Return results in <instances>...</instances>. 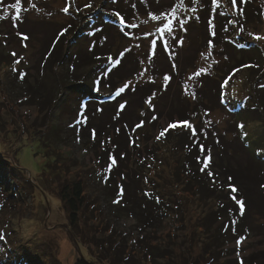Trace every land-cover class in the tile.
I'll use <instances>...</instances> for the list:
<instances>
[{
  "label": "rangeland",
  "instance_id": "374dc122",
  "mask_svg": "<svg viewBox=\"0 0 264 264\" xmlns=\"http://www.w3.org/2000/svg\"><path fill=\"white\" fill-rule=\"evenodd\" d=\"M158 1L21 0L16 9V0H0V264H264V39L254 38L264 37V7L249 6L252 10L246 9L248 20L243 21L242 9L233 6L227 13L221 4L206 1L194 9L203 15L195 16L186 3L185 11L192 12L187 16L182 15L183 0ZM31 2L37 7L25 13L23 7L28 10ZM66 7L68 12L63 11ZM97 7L100 13L86 28L92 27L89 35L81 28L93 14L82 25L67 19ZM173 9L175 15H169ZM219 14L234 27L231 34L243 36L246 44L237 45L239 38L233 37L205 42L206 32L219 28ZM194 17L215 23L196 27ZM169 19L173 32H157ZM238 20L243 22L236 25ZM221 25L224 31L229 27ZM197 38L202 49H197ZM246 48L258 59L257 70L250 73L246 68L251 62L243 64L250 56L237 59L240 68L233 63ZM89 51L103 58V66L87 64ZM218 60L222 65H216ZM155 71H168L167 79ZM249 82L258 83L256 91ZM114 89L120 90L111 97ZM185 120L196 129L195 137ZM169 123L177 127L156 146L162 160L153 161L145 177L137 164L148 155L151 136ZM144 126L152 130L144 133ZM42 130L59 147L41 145ZM86 138L93 140L91 149ZM95 149L99 156L104 152L103 163L112 160L116 169L112 175L119 187L112 194L127 200L137 218L110 211L101 188L106 171L95 165ZM178 153L189 161L181 157L177 162ZM205 163L208 168L202 172ZM167 173L176 192L170 199L160 188ZM72 175L83 180L87 192L76 227L69 225L59 193L63 179ZM223 203L238 213L235 222L246 224L234 233L232 229L228 241L213 242L209 256L203 254L208 240L199 227L215 222L209 212ZM227 216L217 218L218 226Z\"/></svg>",
  "mask_w": 264,
  "mask_h": 264
},
{
  "label": "trees",
  "instance_id": "16d2710c",
  "mask_svg": "<svg viewBox=\"0 0 264 264\" xmlns=\"http://www.w3.org/2000/svg\"><path fill=\"white\" fill-rule=\"evenodd\" d=\"M73 1V0H72ZM74 1H76V0H74ZM152 1H154L156 4L157 3H159L160 1H158V0H152ZM212 2V3H215L216 2V5H218V4H221L222 6H223V9H226V11L225 12H227V11H229L230 10V8L233 6V9L234 8H236L235 10H240V9H242V12H241V14L244 16L243 18H242V20L244 21V20H248V17H247V15H248V13H247V11H246V9L248 8V10L249 11H251L252 10V8L251 7H249V6H252L253 8H255V7H259L260 9L262 8V7H264V0H244V1H247V3H241L242 2V0H231L232 1V4L231 3H223V2H221L220 3V1L219 0H215V2H213V0H183V2L182 3H184L183 4V10H184V12H182V15H187V16H190L191 14H192V12H193V14L195 15V16H198L199 14L201 15V13H202V11L201 10H199V11H197L196 13H195V11H194V9L195 8H202L201 6H202V4H204L205 2ZM243 1V2H244ZM186 3L188 4V6L190 5L191 6V8H192V12L191 11H189V12H186L185 10H186ZM33 4L35 5V7H33ZM153 4V3H152ZM26 6V5H25ZM24 6V7H25ZM195 6V7H194ZM24 7H23V11L26 13V11L28 12V11H30V10H35V8L37 7L36 6V4L35 3H33V2H31L28 6H27V8H28V10H24ZM100 9H98V7L96 8V9H93V12H90V13H87V14H84V15H80V16H76L75 17V19H73V20H70L69 18H67L70 22H72L73 21V23H75L76 22V20H77V24L79 25V24H81L82 25V23H81V20L86 16V15H92V17H90V18H88V19H85V21H84V23H83V26L84 27H82L81 29H82V31L85 33V35H89V33L92 31V27H90V28H88L87 30H86V28H87V26L89 25V22L91 21V19H93V18H95V17H97V11H98V13H100V11H99ZM8 12H9V14H13L14 12L12 11V10H10V9H8ZM228 13V12H227ZM106 15L107 16H109V17H111V18H113V19H116V15H112V14H109L108 15V13H106ZM203 15V14H202ZM201 15V16H202ZM220 15V14H219ZM13 16V15H12ZM118 16L120 17L121 16V14H119L118 13ZM224 16V15H223ZM223 16H221L220 15V19L219 20H217V26L219 27V28H216V32H214V33H207L206 32V34H207V36H206V39H205V42H207V43H210V42H212V41H216V40H220V41H222L223 39H225V41L226 42H228V39L229 38H231V37H233V39L235 40V38H239V36H233L231 33L232 32H230V31H232V29H234V27H232L231 28V25L229 24V21L228 20H224L225 18H223ZM260 16V15H259ZM263 16H264V9H263ZM20 17V16H19ZM27 17V16H26ZM28 18V17H27ZM124 18H126V19H129V17L125 14L124 15ZM242 20H238V21H236L235 22V24L237 25L238 23H240V22H243ZM117 21V20H116ZM120 21H121V17H120ZM192 25H195L196 27H202V26H212V24L211 23H213L214 21H212V20H207L206 18H203V19H201V18H196V17H194L192 20ZM208 22H211V23H209V24H207ZM94 23H96V22H94ZM215 23V22H214ZM222 23H228V28H227V30L226 31H224V29H223V27H222ZM66 24V23H65ZM69 25H71V24H69ZM122 25H124V23H122ZM220 26L222 27V28H220ZM65 27H66V29L68 30V28H67V25H65ZM96 27L98 28V26H97V24H96V26H95V28L94 29H96ZM109 27H111V23H109ZM223 29V30H222ZM62 31H65V28H63L62 29ZM206 31V30H205ZM224 32H228V34L226 35V33H225V36L222 38V35H223V33ZM234 32V31H233ZM93 33H94V31H93ZM230 34H231V36H230ZM75 35V34H74ZM73 35V36H74ZM71 37V36H70ZM198 39V38H197ZM230 41V40H229ZM236 41V40H235ZM240 41H243V44H246L247 43V41H245L244 40V37L242 36V38H239V42H237L236 44L237 45H239V43H240ZM201 42H202V39H198L197 40V49H199V48H201V46H200V44H201ZM252 45H253V43H251ZM195 47V48H196ZM207 47H212V46H207ZM97 47H93V49H96ZM110 48V47H109ZM202 49V48H201ZM92 50V49H91ZM195 51H196V49H195ZM97 53V52H96ZM105 53L106 54H110L111 53V51H105ZM90 54H92V51H89L88 52V56L90 55ZM96 55H98V54H96ZM100 55V54H99ZM208 55V54H207ZM238 57H234L235 59L233 60V63H235V65L236 64H238V63H240L241 62V60L240 61H238L237 59H239L241 56L243 57V59H245V58H247L248 56H250L249 57V59L248 60H245V61H243V64L244 63H249V62H251V66H249V67H247L246 68V70L250 73L251 71H256L257 70V68L255 67V64L254 63H256L257 61H258V59H256L257 57L254 55V52H251L250 50H249V48H246V49H244V51L242 52V53H240V52H238ZM91 56V61H89V62H87V64H89L90 66H99V67H101V66H103L102 64H103V62H102V60L101 59H103V58H100V57H95V54H93V55H90ZM206 57H208V56H206ZM245 57V58H244ZM110 57H108L107 59H109ZM106 59V60H107ZM91 62V63H90ZM106 62V61H105ZM218 62L222 65V60H218V61H216V65L218 64ZM228 62V61H227ZM58 63V62H57ZM211 63V62H210ZM232 63V65H234ZM117 63H114V65H116ZM212 64H214V61H212ZM231 65V67L230 68H232L233 67V69H235L234 68V66H232ZM239 65V68H240V66L242 65L241 63L240 64H238ZM237 66V65H236ZM235 66V67H236ZM209 66H207V65H205L204 66V68L206 69V68H208ZM192 68V67H191ZM236 68H238V67H236ZM218 71H221V70H218ZM157 71H155V73H154V75L156 76V74L157 73H159L160 74V76H162L161 74H163V76L165 77V75L168 73V71L167 72H164V71H160V72H157ZM209 75V74H208ZM218 75L220 76V75H222V73L221 72H219L218 73ZM163 77V78H164ZM190 77V76H189ZM207 77H209V76H207ZM165 79V78H164ZM249 84H250V86L256 91V88H257V85H258V83H255V82H249ZM73 90H75V89H73ZM120 90V89H119ZM119 90H117V89H114L113 90V92H112V95H111V97H114L116 94H117V92L119 91ZM60 92V91H59ZM44 95H45V97H47V98H49L50 99V94L49 95H47L46 93H44ZM54 95H55V93H54ZM56 96L57 95H55V100H54V103H57V102H59V99H58V97L56 98ZM57 99V100H56ZM37 100V99H36ZM35 100V101H36ZM38 101V103H41L39 100H37ZM263 110H264V105H263V108H262ZM139 114V113H138ZM81 119H84V121H86L87 123L89 122V117H87V116H84L83 118H81ZM91 122L93 123V124H95V123H97V121L93 118L92 120H91ZM91 123V124H92ZM90 124V123H89ZM91 125V127H94V128H97L98 127V125ZM145 128H143V131H144V133H146L147 131H148V129L149 128H146L147 126H144ZM149 130H152V128L151 129H149ZM161 131V130H160ZM160 131H158V135H159V133H160ZM105 133H107V130L105 131ZM40 134L41 135H38V142L41 144V145H43L44 147H52V150H54L55 149V147H57L59 144H58V141H56V140H52V138H51V133L50 134H47L45 131H43L42 130V132H40ZM157 135V136H158ZM157 136L156 135H154V137L153 136H151V141H152V143H151V148H150V151H149V153H147L148 155L146 156V158H143V160H144V162L142 163H138L137 164V167H138V169H139V171L142 173V175H144L145 177H147V173L150 171V169H151V165H152V163H153V161H156L157 159H161L162 160V158H160V157H158L157 155H156V151H155V149H156V146H159L160 145V142H162L163 141V137H161L160 139H157ZM165 136H167V134H165ZM164 136V137H165ZM166 141H168V145L172 148H174L175 147V144H174V142H172L171 141V139H166ZM92 142H93V140H91V139H89V138H86L85 140H84V143H85V145H87L89 148L92 146ZM163 142H165V141H163ZM59 147V146H58ZM148 147H146V149H147ZM165 148H167L166 146H165ZM91 149V148H90ZM97 149H95L94 150V153H95V155L98 157V162L95 164V165H100L102 168H103V170L104 171H106L105 172V174L103 175V177H102V180H101V188H102V192H103V194L106 196V199H107V201L109 200V202H110V204H109V209H110V211L113 213V214H115L117 217H121V216H126V217H129V218H137L138 217V215H134L133 213H132V211L135 209L132 205H129L128 204V202H127V200H122V199H119V194L117 193V194H112V191L113 190H116L119 186H117V184H116V178H115V176H113L112 174L113 173H115L116 172V169H115V171H113V167H114V165H112L111 164V162H112V160H108V159H105V162L103 163V161H102V159L100 158V156L102 155V153H104V152H101V155L99 156L98 155V151H96ZM160 151V150H159ZM161 152V151H160ZM163 152H164V150H163ZM220 154V153H219ZM53 156L54 157H56L54 154H53ZM184 159V161L186 162V161H189V159L184 155V154H181V153H178V155H177V157H176V161L178 162H180L181 161V159L182 158ZM149 159V160H148ZM104 164H107L108 165V167H111L110 169L111 170H108V167H107V169H105L104 167ZM162 167H164V166H166V163L163 161L162 163ZM193 165V164H192ZM56 172H58V171H55L54 173H56ZM59 173V172H58ZM66 173V172H65ZM58 175H60V174H58ZM67 175V174H66ZM156 177H158L159 179H162V178H160V177H162L161 175H158V173H157V176ZM164 178H163V180L160 182V188H163L165 191H166V193L165 194H163V193H161V195H166V197L167 198H171V196H172V194H175L176 192L175 191H173V185H170L171 184V180L170 181H168L171 177H172V174H170V173H167L165 176H163ZM261 181H262V179H261ZM61 184V183H60ZM263 184V185H262ZM262 186H263V188H264V181H262ZM62 186L59 188L60 189V191H59V193H60V199H61V201L63 202V204H64V206H65V208H66V210L68 211V219H69V225L70 226H73V227H76V224H77V213L78 212H80V210L84 207V205H85V203H87V201H86V190H85V187H84V185H83V180L80 178V177H75V176H68V177H66V178H64L63 179V182H62V184H61ZM158 191L160 192V189H158ZM177 195V194H176ZM113 201H119V203H113ZM251 201V200H250ZM236 210H238V209H236ZM211 212H209V214L210 213H213V214H215V218H216V221L215 222H213L212 224H209L208 226H204V225H200V229L201 228H203L204 229V231H205V233H206V239L208 240V241H206V240H204V242H203V247H204V253L203 254H208L209 256H212L213 255V251L212 250H209L210 248H211V246H212V244H213V242H215V241H219V240H221L222 242H226V241H228L229 240V238H228V234H230L231 233V230H232V232L234 233L235 231V229H239V228H243L244 226H245V224H246V222H235V219H234V216L235 215H237L236 214V211H234V212H232V211H230V209L229 208H227L225 205H224V203L223 204H217V206H216V208H214V211H213V209L212 210H210ZM127 213V214H126ZM241 213H243V211H241ZM79 214V213H78ZM230 214V215H229ZM128 215V216H127ZM224 215H228L226 218H224V220H223V223H221V224H219V226H218V221H219V219H217V218H219V217H224ZM251 215V213H250V209L249 208H246V211H245V214H244V216H246V217H248V216H250ZM230 216V217H229ZM244 230V229H243ZM139 241V240H138ZM147 246H148V243L146 244ZM153 246H155V245H153ZM150 255H151V257H152V253H150ZM165 255L164 254H162V255H160L159 257H164ZM158 257V258H159ZM152 260H156V258L154 259V257L153 258H151ZM220 263L221 264H244V262L243 261H239V263H237L236 262V260H234V261H232V260H230V261H223V260H221L220 261ZM77 264H90V263H88L87 261H84V260H79L78 262H77ZM219 264V263H218Z\"/></svg>",
  "mask_w": 264,
  "mask_h": 264
},
{
  "label": "snow or ice",
  "instance_id": "6c2138e0",
  "mask_svg": "<svg viewBox=\"0 0 264 264\" xmlns=\"http://www.w3.org/2000/svg\"><path fill=\"white\" fill-rule=\"evenodd\" d=\"M213 2H215V0H213ZM20 4H21V0H16L15 4L12 5L13 8H16L18 9L20 7ZM33 7H35V5L33 4ZM85 7H88L87 5ZM68 8H64L63 11L64 12H68ZM163 14H161L162 16ZM169 15H175V9H173V12L170 13ZM161 16H156V15H153L152 16V19L153 20H161ZM177 23L179 24V21H177ZM172 24H173V21L171 19L168 20L167 23H163V27L162 28H158L157 29V32H160V33H165L166 35L168 34H171L173 32V28H172ZM240 31L242 32L243 31V28L241 27L240 28ZM63 34V32L61 33V35ZM249 35H253L252 33H249ZM28 37L25 36V39H27ZM255 39H264V37H260V36H255L254 37ZM149 39H151V37H149ZM176 41L173 40L172 43H175ZM157 45H158V48H160L162 50V46L159 44V41H156ZM15 55V54H14ZM167 79V77H165ZM227 80L225 81V84H227ZM123 91V90H122ZM124 105H121V108H123ZM157 119V117H153V120ZM142 124H138L136 127L139 128L141 127ZM184 126L186 128H192V135L193 137H195V134H196V129L192 127V125L188 124V122L185 120L184 121ZM177 127V124L175 123H169L167 128H164L160 131L159 135L157 136V139H160L161 137H164L165 134L168 132L169 129H175ZM238 127H243V125H239ZM200 150L201 151H204V146L203 145H200ZM197 160H200V157L198 156L197 157ZM113 163H115V160H113ZM208 168V164L205 163L204 164V167L201 168V171H205L206 169ZM209 176H212L213 173L209 172L208 173ZM231 179V178H229ZM237 189L235 187L232 188V192H236ZM113 203H119V201H113ZM236 203L240 205L241 209L244 208V203L242 201H240L239 199L236 200Z\"/></svg>",
  "mask_w": 264,
  "mask_h": 264
}]
</instances>
